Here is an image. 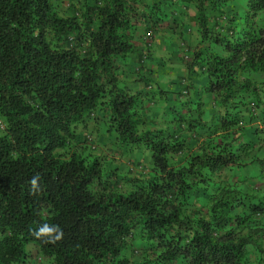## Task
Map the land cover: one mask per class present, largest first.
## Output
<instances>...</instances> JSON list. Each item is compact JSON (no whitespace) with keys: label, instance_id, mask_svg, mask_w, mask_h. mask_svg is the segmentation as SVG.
<instances>
[{"label":"trees","instance_id":"trees-1","mask_svg":"<svg viewBox=\"0 0 264 264\" xmlns=\"http://www.w3.org/2000/svg\"><path fill=\"white\" fill-rule=\"evenodd\" d=\"M64 1L0 0V264H24L29 243L50 264H130L135 231L141 264H264V195L215 180L249 167L264 177V152L245 160L255 140L235 143L246 112L264 119L256 81L264 74V0H244V14L215 35L210 14L227 0H83L73 17L54 9ZM192 6L201 36L221 47L192 63H201L220 110L208 118L199 94L169 108L175 121L210 136L176 166L169 154L186 143L140 130L141 93L120 84L118 60L136 50L139 24L151 36ZM99 109L122 144L150 152L152 173L126 177V190L100 158L72 149L79 123ZM232 133L237 139H226ZM196 192L205 194V211L192 216L185 207Z\"/></svg>","mask_w":264,"mask_h":264},{"label":"rangeland","instance_id":"rangeland-1","mask_svg":"<svg viewBox=\"0 0 264 264\" xmlns=\"http://www.w3.org/2000/svg\"><path fill=\"white\" fill-rule=\"evenodd\" d=\"M82 1L55 2L54 9L63 17H73L78 15L76 11L80 10ZM177 2L175 1V3ZM218 10H213L209 18V25L214 35L220 31L221 33L225 32L227 20L232 19L229 24L234 25L237 22V16L244 14V0H227L226 3L219 5ZM197 12V9L192 6L191 9L184 12L173 14L174 18L171 19L168 27L158 28L157 36L153 39L150 47L151 50L148 51L146 49L149 46L146 45L144 36L145 26L139 24L133 32L136 50L118 60L117 73L120 84L129 93L136 94L138 91L141 93L137 107L143 121L140 130L163 129L186 143L182 152L169 154L172 164L176 166L185 165L191 154L199 151L203 141H207L210 136L208 133L197 134L196 131L190 130L188 125L175 121L174 114L169 108L179 104L180 101L195 99L199 94L208 101V118L216 116L220 110L218 106L213 105L215 104L214 97L206 91L208 77L200 65L201 63L192 64L199 51H202V55L205 56L207 51L221 50L212 36L209 38L201 36ZM259 19L264 23V12L259 14ZM163 31L167 33L166 37L161 34ZM160 36L161 44L164 47L156 50L153 44ZM145 46L147 47L144 49ZM144 52L148 53L145 64L141 63ZM190 65L192 66L189 69ZM256 81L260 84L262 94H264V82L260 81L259 77ZM261 111L262 107L258 106L253 112L260 113ZM243 121L244 125H238L237 129H241L237 131L245 133L244 137L235 143L255 140L250 156L245 159L250 160L264 152V119L252 121L249 112H246ZM76 129L78 135L72 143V149H78L89 157L100 158L107 172L113 173L116 178L122 177L118 187L121 190H126L130 186L126 177L141 178L152 173V159L149 150L143 146L122 144L117 139L116 133L110 131L107 119L103 116V109L97 110L92 117L87 119L86 123H79ZM258 131L259 133H257ZM234 134L227 136L226 139H235L238 134L236 137ZM211 136L216 141L221 140L217 134ZM215 180H220L221 184L235 185L249 193L264 195V177L260 175L257 167H249L237 172L225 170ZM205 200L203 192L192 193L191 202L185 207V212L192 216L200 214L205 211ZM130 243L131 246L126 251L130 264H141L145 253L138 247L139 235L137 231L131 236ZM27 250L29 254L24 264L51 263V259L44 255L36 244L29 243Z\"/></svg>","mask_w":264,"mask_h":264},{"label":"built area","instance_id":"built-area-1","mask_svg":"<svg viewBox=\"0 0 264 264\" xmlns=\"http://www.w3.org/2000/svg\"><path fill=\"white\" fill-rule=\"evenodd\" d=\"M152 33V32H151ZM155 35H156V33H155V31L151 34V36H145V41L147 42L146 43V45L147 46H152V41H153V39L155 38ZM146 51H148V50H146ZM186 57H188V56H186ZM147 58H148V53L147 52H144V54H143V57H142V59H141V63H146V60H147ZM252 105H253V107H254V103H252ZM240 124H243V122L241 121L240 122ZM4 126H5V123L0 119V127L1 128H4Z\"/></svg>","mask_w":264,"mask_h":264},{"label":"crops","instance_id":"crops-1","mask_svg":"<svg viewBox=\"0 0 264 264\" xmlns=\"http://www.w3.org/2000/svg\"><path fill=\"white\" fill-rule=\"evenodd\" d=\"M167 1V0H166ZM175 7V6H174ZM166 8H167V11L169 12V14L170 13H172L171 12V9L173 8V7H170L168 4L166 5ZM262 12H264V11H262ZM262 12H261V14H262ZM161 34H163V36L164 37H166L167 36V33H165L164 31L161 33ZM160 34V35H161ZM157 36V35H156ZM153 46L155 47V49L157 50V48H163L164 46L161 44V36L160 37H158L155 41H154V44H153ZM171 49V48H170ZM158 51H159V49H158ZM155 52V51H154ZM260 81H262V82H264V74H262V75H260Z\"/></svg>","mask_w":264,"mask_h":264},{"label":"clouds","instance_id":"clouds-1","mask_svg":"<svg viewBox=\"0 0 264 264\" xmlns=\"http://www.w3.org/2000/svg\"><path fill=\"white\" fill-rule=\"evenodd\" d=\"M188 49V48H187Z\"/></svg>","mask_w":264,"mask_h":264}]
</instances>
